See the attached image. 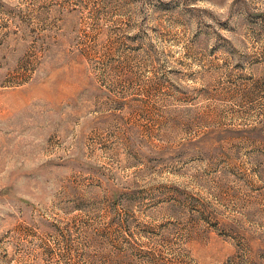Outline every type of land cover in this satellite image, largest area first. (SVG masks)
<instances>
[{
    "label": "rangeland",
    "instance_id": "obj_1",
    "mask_svg": "<svg viewBox=\"0 0 264 264\" xmlns=\"http://www.w3.org/2000/svg\"><path fill=\"white\" fill-rule=\"evenodd\" d=\"M0 264H264V0H0Z\"/></svg>",
    "mask_w": 264,
    "mask_h": 264
}]
</instances>
